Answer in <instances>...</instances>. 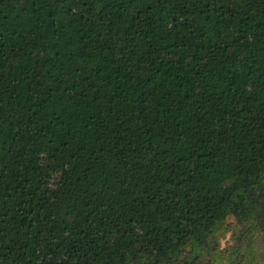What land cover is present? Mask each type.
<instances>
[{
	"label": "trees",
	"instance_id": "trees-1",
	"mask_svg": "<svg viewBox=\"0 0 264 264\" xmlns=\"http://www.w3.org/2000/svg\"><path fill=\"white\" fill-rule=\"evenodd\" d=\"M0 264H264V0H0Z\"/></svg>",
	"mask_w": 264,
	"mask_h": 264
},
{
	"label": "rangeland",
	"instance_id": "rangeland-1",
	"mask_svg": "<svg viewBox=\"0 0 264 264\" xmlns=\"http://www.w3.org/2000/svg\"><path fill=\"white\" fill-rule=\"evenodd\" d=\"M228 241H229V240H226V241L224 242V245L228 244Z\"/></svg>",
	"mask_w": 264,
	"mask_h": 264
}]
</instances>
